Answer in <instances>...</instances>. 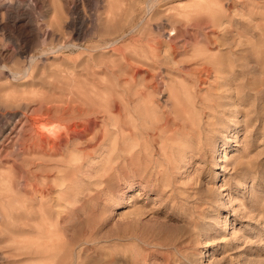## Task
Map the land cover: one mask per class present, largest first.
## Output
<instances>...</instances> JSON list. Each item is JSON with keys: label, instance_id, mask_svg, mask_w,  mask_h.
<instances>
[{"label": "rangeland", "instance_id": "374dc122", "mask_svg": "<svg viewBox=\"0 0 264 264\" xmlns=\"http://www.w3.org/2000/svg\"><path fill=\"white\" fill-rule=\"evenodd\" d=\"M4 1L0 264H264V0Z\"/></svg>", "mask_w": 264, "mask_h": 264}, {"label": "bare ground", "instance_id": "6f19581e", "mask_svg": "<svg viewBox=\"0 0 264 264\" xmlns=\"http://www.w3.org/2000/svg\"><path fill=\"white\" fill-rule=\"evenodd\" d=\"M20 7H21V5H20V2L19 1H16V2H12V1H10V0H5L4 1V3L2 4V9L3 10H5L6 11V13H7V19H6V24H11V23H16L17 25H22L23 23H25V18L23 17V14H21V13H18V11L20 10ZM31 8H32V5H31ZM25 16H26V14H24ZM78 17V16H77ZM80 18V17H79ZM28 23V22H27ZM22 27V26H21ZM0 31L1 32H3L4 34H6L7 35V29L5 28V25H1L0 26ZM6 37V36H5ZM12 36L11 35H8L7 36V38H11ZM32 61V60H31ZM2 70H5V69H3L2 68ZM135 80V79H134ZM140 91V90H139ZM137 95H138V93H137ZM126 103L128 104V103H130L131 101H132V98H130V97H128V95H126ZM126 106V105H125ZM127 108V107H126ZM177 112V111H176ZM87 113V112H86ZM85 113V114H86ZM126 113H128V112H126ZM130 113V112H129ZM128 113V114H129ZM76 115L77 116H83L84 114H82L81 113V111H76ZM19 116V115H18ZM115 116V115H114ZM178 116V115H177ZM10 118V117H9ZM30 119V118H29ZM29 119H28V117L26 118L25 117V120H23V121H20L21 119H19V120H17V121H15L12 125H6V126H4L3 127V129H1L0 130V146H1V149H0V152H1V150L3 149V147H5V145H4V142H6V141H8V135H11V134H14V133H17V137H16V139L15 140H13L12 141V139H10L11 141H12V145L15 147L17 144H18V142L21 140V136H23L22 134H23V125L25 124L26 125V122H28L29 121ZM33 119V118H32ZM64 120V119H63ZM31 121V120H30ZM29 121V122H30ZM82 121V120H81ZM164 121V120H163ZM166 123V122H165ZM16 124L17 125H19V126H16ZM75 124V123H74ZM78 124V123H77ZM85 124V126H84V129H82V130H78L77 129V126H79V125H77V126H75V128H71L72 130V132L74 133V137L73 138H76L78 141H82V140H84L85 139V136L86 135H90V134H92L93 135V138L92 139H96V128H97V125H96V123L94 122V121H92V120H88L87 122H85L84 123ZM83 124V125H84ZM119 124V123H118ZM118 126V125H117ZM66 127V126H65ZM34 128V127H33ZM69 128V127H68ZM119 130H120V132L123 134V131H126V129H125V126L123 125V123H120V125H119ZM36 130V129H35ZM15 131V132H14ZM91 132H93V133H91ZM132 133V132H131ZM193 133V132H192ZM6 134V135H5ZM72 134V133H71ZM130 134V133H129ZM154 135H156V134H154ZM154 135H153V137H154ZM198 136V135H197ZM14 137V138H15ZM67 137V136H66ZM9 140V141H10ZM26 140V139H25ZM60 140V139H59ZM59 140H58V143H59ZM62 140H64V138L62 139ZM70 140H72V138H70ZM85 141V140H84ZM98 141H99V139H98ZM61 142H64V141H61ZM94 142V141H93ZM96 142V141H95ZM8 143V142H7ZM6 143V144H7ZM68 143V142H67ZM2 145H4V146H2ZM9 145V144H8ZM27 145V144H26ZM58 145V144H57ZM60 145V144H59ZM91 145V143H87V141H86V143H84V146L85 147H89ZM52 146V145H51ZM62 146H63V143H62ZM13 147V148H14ZM60 147V146H59ZM64 147V146H63ZM62 147V148H63ZM85 147L83 148V149H85ZM50 148V147H49ZM54 148V146L52 147V149ZM61 148V147H60ZM55 149V148H54ZM57 149H59L58 148V146H57ZM56 149V150H57ZM81 149H82V147H81ZM50 150V149H49ZM54 151V150H53ZM5 153V152H4ZM1 176V175H0ZM28 177H31L30 176V173H27V178ZM33 178V177H32ZM20 188V187H19Z\"/></svg>", "mask_w": 264, "mask_h": 264}]
</instances>
